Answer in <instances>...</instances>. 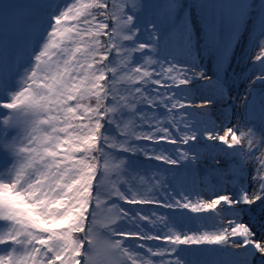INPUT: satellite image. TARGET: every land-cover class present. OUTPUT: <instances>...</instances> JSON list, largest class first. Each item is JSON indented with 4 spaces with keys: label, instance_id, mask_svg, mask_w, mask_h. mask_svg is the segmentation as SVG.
<instances>
[{
    "label": "snow or ice",
    "instance_id": "snow-or-ice-1",
    "mask_svg": "<svg viewBox=\"0 0 264 264\" xmlns=\"http://www.w3.org/2000/svg\"><path fill=\"white\" fill-rule=\"evenodd\" d=\"M14 7L0 3V17ZM147 7L140 0H111V7L109 0H66L49 6L46 19L28 20L36 34L27 66L21 65L14 86L0 89V109L8 110L0 117V264H191L182 245L216 246L200 251L218 259L198 264H264V234L258 237L234 211L236 205H264V0H165L161 13L145 23ZM245 32L252 37L245 61L252 48L259 51L250 70L233 75L248 80L258 66L244 106L251 109L259 95V130L248 121L244 127L205 126L200 112L187 111L192 88L201 80L213 88L215 99L200 108L228 100L221 73ZM6 39L0 34V43ZM161 40L166 54L157 58ZM201 55L213 58L212 75ZM161 107L159 115L150 114ZM202 139L218 142L212 148L226 146L220 151L234 158L233 194L161 203L155 185L133 176L134 161L122 155L143 152L177 165L194 147L179 146ZM137 141L176 145V155L156 148L149 155ZM120 202L209 213L216 222L185 232L175 217L143 214ZM221 206L232 212L227 226L217 220Z\"/></svg>",
    "mask_w": 264,
    "mask_h": 264
},
{
    "label": "rangeland",
    "instance_id": "rangeland-1",
    "mask_svg": "<svg viewBox=\"0 0 264 264\" xmlns=\"http://www.w3.org/2000/svg\"><path fill=\"white\" fill-rule=\"evenodd\" d=\"M22 1V2H21ZM66 0H0V3H7L15 5L16 7L11 8L15 12V15L12 16L11 21L6 20L5 30L0 32V34L6 33L7 39L0 45V53H5L10 62V58L13 56V53L16 49H27L31 52L32 47L35 46V40L32 39L36 34V29L33 25H29L28 20L31 19L33 22L38 18L43 16L45 19L46 13L49 6L63 5ZM141 3L147 5L148 7L144 9L141 14L144 16L145 13L148 15L149 20H154L157 15L161 13V9L158 7L165 3V0H140ZM192 0H181V3H191ZM32 5H41L43 7L34 8L30 7ZM109 7H111V0H109ZM9 10V11H10ZM2 19V17H0ZM6 19V17H3ZM110 22V21H109ZM111 25V22L109 23ZM257 39V44L259 38ZM33 42V45L29 41ZM252 37L249 36L247 32L244 33V37L241 40L240 44L235 48V53L232 56L231 62L228 65V69L225 72H222V76L226 79L227 88L229 92V98L227 101L215 100L214 103L207 105L206 108H200L199 106L209 99H215L213 97V88L206 87L208 85L207 80H201L196 82L194 88H192V94L189 97V102L193 104V108L187 109V111H196L200 112L201 119L206 121L205 126H210L214 122L217 127H232L238 125L244 127V121H248V126L253 124L259 130L260 127V112H259V95H257L256 102L253 104L251 109H246L244 106V97L246 94V88L249 82L257 75H260L258 70L251 71L248 80H237L241 72H246L250 70V66L253 64L254 57L258 53L259 48L254 47L251 49V53L248 56L247 61L244 59L245 49L250 46ZM21 53V52H20ZM139 56V54H137ZM14 58H17L14 55ZM19 60V59H18ZM171 60V59H170ZM20 61V60H19ZM199 62L204 66L208 75H212L216 71L214 60L212 57L207 55H201ZM10 64V63H9ZM27 66V64H26ZM12 69L7 75L4 74L0 77H4V84H0L2 88L4 86H14L18 80V73H22V70ZM236 74V76L233 75ZM247 74V73H246ZM8 78V80L6 78ZM191 87V86H190ZM4 111V113H2ZM8 110L0 109V117L3 116ZM160 112H150V114L159 115ZM239 122V124H238ZM144 130H147L146 128ZM173 134L178 135L173 129ZM220 134H223V130L220 131ZM137 144L144 145L149 150V155L152 154V149H168L170 153L176 155L173 150L177 147L176 145L164 146L166 143H160L159 147L157 146H147L146 141H137ZM218 144L214 141L201 140V143L196 144L195 142H190L189 145H180L179 147L184 150H188L191 146L194 145L192 151L190 152V159L181 161L177 165L165 164L162 161H157L155 159H149L143 152L141 158L146 161V165L153 167V169L143 168L138 169L136 172H133L132 175L135 176L137 173L145 179V181H151L155 185L153 196L156 200L161 201V203L173 202L170 198L174 197L176 199H181L183 195L190 196L191 199L195 200L197 198L211 199L218 194H233L237 182L233 180L230 175L229 168L230 165L235 163L234 158L228 157L225 155V152L220 151V148H225L226 146H218L212 148L211 146ZM163 146L164 148H161ZM231 151V150H227ZM128 157V155L123 154ZM192 155H196L198 158L195 160L191 159ZM129 158V157H128ZM140 159V158H139ZM154 163V165H153ZM164 164V165H162ZM4 165V161L0 162V166ZM165 166V169H160L158 166ZM248 169L247 179L251 182L252 179V170L254 165L249 163L246 165ZM182 171H174L181 169ZM139 171V172H138ZM187 171L193 173V177L187 183L189 174ZM182 173V175H180ZM185 174V177H183ZM165 180V181H164ZM221 183V184H219ZM250 192L254 191V187L249 188ZM122 206L126 209H130L126 204L120 202ZM151 210L154 211L157 215H164L167 217H175L178 226H182V230L185 232H194L198 230H204V226L207 225L209 229L212 228L213 224L216 222L211 218L209 213H191L186 209H169L162 207L160 204H149ZM225 210L220 211L217 220H223L225 226H227L228 219L232 218V212L226 210V206H221ZM131 210V209H130ZM134 211V210H132ZM151 211V212H152ZM234 211L240 214L241 222L248 224L253 231L257 233V236H261V232L264 230V205H261L260 202L249 205H236ZM146 214V213H143ZM151 215V213H149ZM142 224L145 222H141ZM260 227V228H258ZM148 229L145 228V231ZM149 244H154L156 242H148ZM204 247H216V246H181V248H188L186 254V259L191 262V264H198V262L212 261L218 259V257L204 254L200 249ZM2 245H0V252L3 251ZM233 251H238L233 248ZM166 257L165 259H169ZM159 260V258H154Z\"/></svg>",
    "mask_w": 264,
    "mask_h": 264
},
{
    "label": "trees",
    "instance_id": "trees-1",
    "mask_svg": "<svg viewBox=\"0 0 264 264\" xmlns=\"http://www.w3.org/2000/svg\"><path fill=\"white\" fill-rule=\"evenodd\" d=\"M13 15H15V12L13 10H10L8 12V15L6 16V19H3V17H2V19L0 18V32H3L5 30L6 20H8V17H9V22H10ZM31 44L33 45L32 42H31ZM164 45H165V41L161 40V49H162V51L160 53V57H157V58H162L166 54L165 51H164ZM168 59L170 60V57H168ZM0 61H1V59H0ZM5 69L3 68V65L0 64V76H2L3 74L6 73ZM161 91H163V89H161ZM154 111L155 112H161V111H163V108L161 107L159 109H155Z\"/></svg>",
    "mask_w": 264,
    "mask_h": 264
}]
</instances>
